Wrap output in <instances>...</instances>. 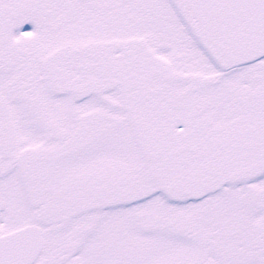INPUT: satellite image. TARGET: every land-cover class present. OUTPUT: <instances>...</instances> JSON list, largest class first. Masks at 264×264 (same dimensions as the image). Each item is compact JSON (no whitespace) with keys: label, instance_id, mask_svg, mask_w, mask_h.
I'll return each instance as SVG.
<instances>
[{"label":"snow or ice","instance_id":"obj_1","mask_svg":"<svg viewBox=\"0 0 264 264\" xmlns=\"http://www.w3.org/2000/svg\"><path fill=\"white\" fill-rule=\"evenodd\" d=\"M0 264H264V0H0Z\"/></svg>","mask_w":264,"mask_h":264}]
</instances>
